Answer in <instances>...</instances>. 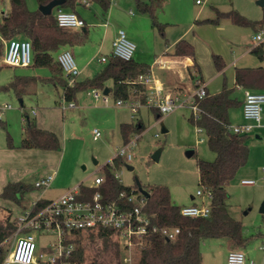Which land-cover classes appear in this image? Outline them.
<instances>
[{
  "label": "rangeland",
  "instance_id": "rangeland-1",
  "mask_svg": "<svg viewBox=\"0 0 264 264\" xmlns=\"http://www.w3.org/2000/svg\"><path fill=\"white\" fill-rule=\"evenodd\" d=\"M161 1V5L156 7V17L166 25L167 38L170 35L168 31H178L193 22L194 14L201 8L205 14H209L205 16L212 19L218 17V10L237 11L253 21H259L264 16V6H261L258 0H202L201 5L197 4L196 0ZM138 3L139 0H112V5L106 12L98 2L86 4L82 0L76 3V10L89 27V40L81 46H71L80 70L76 77L78 81L93 77L107 66V63L100 62V58L111 57L112 45L109 41L114 31L124 29L127 35L129 32H137L143 41L150 43L155 40L162 41L163 38L158 28L153 25L150 15L143 12ZM26 4L30 10H38L40 6L37 0H26ZM10 9V0H0V18ZM130 10L134 14H130ZM108 14H111L110 25L105 27L103 23ZM203 19L204 17L200 18V22ZM194 23L195 28L191 29L189 38H193L194 34L202 38L197 51L195 49V57L202 63V70L205 73L213 69L218 71L213 60L214 54L221 55L226 63L223 72L219 73L214 83L209 86L211 94L215 86H221L219 89H222L224 84L234 87V73L237 68L264 65V58L260 59L251 52L257 44L253 39L255 26L233 24L226 18H222L218 24L208 23L203 26V22ZM7 41L8 39H3L0 34V43L4 48ZM59 51L54 52L55 59ZM2 58L0 85H8L15 76L35 77L36 80L29 86L32 88L22 95L24 107L14 91L0 92V118L6 122L5 128L0 125V148L8 146L16 151L24 150L21 147L24 112L35 119L40 127L55 132L61 145L59 150L53 152L37 149L33 154H24L21 157L18 155L11 159L8 166L11 169L17 168L21 176L25 175L21 180L34 185L40 175L54 174L51 170L54 168L56 177L51 183L52 188L66 191L80 183L92 185L97 175L105 174L104 166L112 162L118 148L124 143L120 124L141 120L146 128L138 133L140 137L133 151L134 158L130 161L122 159L123 163L114 170L122 184L134 186L138 179L145 189L150 184L167 186L171 200L177 206L202 201L203 198L196 195L197 190L201 188L197 162L198 159L213 160L215 155L208 145L206 133L191 121L194 110L189 104L164 113L158 118L157 112L148 105L141 106L136 113L132 111V100L118 105L119 99L114 96L113 91L107 95L109 102L106 104L102 97L95 99L90 93L91 89H81L71 100L75 106L69 107L71 101L64 98L62 80L55 78V73L49 67L12 66L5 64ZM109 84L111 85V82ZM242 95L244 97V92L235 87L233 96L242 101ZM8 104L11 108L4 109ZM33 109L38 112L36 116L31 113ZM262 117L260 125L245 120L241 104L230 108L229 111L232 126H252L247 138L248 160L227 186L229 213L242 222L244 234L249 238V242L246 247L241 248L233 246L227 238H210L202 242V253L212 245L219 247L228 243L232 250H243L257 264H264V251L260 249L264 243V214L260 211L264 202V105ZM162 126L167 128V132L161 131ZM94 129L101 132L98 139L94 138ZM256 134L262 138L257 139ZM158 149H161V154L156 161L152 156ZM47 154H55L57 157H49ZM94 158L98 161L97 164ZM243 179H253L256 184L244 185L241 182ZM41 190L33 189L19 205L4 199L0 202L13 210L12 215L17 216L21 212L31 210L36 195ZM37 236L38 251L45 250L56 238V234L46 230H39ZM13 243L14 237L5 242L6 254L11 250ZM131 249L128 254L138 259V249ZM98 251V245H91L87 250L90 257L84 264H88L90 258ZM121 253H125L123 248ZM208 257L207 253V261ZM121 258L122 256L120 259L113 257L110 264H119Z\"/></svg>",
  "mask_w": 264,
  "mask_h": 264
},
{
  "label": "trees",
  "instance_id": "trees-1",
  "mask_svg": "<svg viewBox=\"0 0 264 264\" xmlns=\"http://www.w3.org/2000/svg\"><path fill=\"white\" fill-rule=\"evenodd\" d=\"M37 1L40 5H45L52 0ZM78 1L81 0H67L64 5L57 8L76 11ZM86 1L100 3L105 11L109 10L112 3V0ZM161 3V0H150L149 4L139 2V6L143 12L150 15L160 36L166 39V25L159 22L156 17V7ZM10 4V11L0 18L2 38L8 40L14 37L29 39L32 43L31 65L49 67L55 73V78L62 80L65 100L74 99L76 93L81 89L104 90L106 87L110 92L113 91L114 96L118 99L126 100L132 94H140L143 100L145 88L135 81L138 75L150 72L147 64L138 62L134 58L124 60L110 57L106 62L107 66L102 71L84 81H78L75 78L74 84H71L53 54L61 48L85 43L89 34L86 26L79 30L61 28L56 22L54 10L52 14L45 15L39 9L30 10L26 0H10ZM217 14V18L206 19L204 22L218 24L222 18H226L233 24L253 25L256 27V32L264 28V16L259 21H253L237 11L218 10ZM4 52L5 48L0 43V61ZM251 52L263 59V44L255 46ZM175 55L195 57L193 43L186 39L178 41L175 45ZM213 60L218 71L224 70L226 63L221 55L214 54ZM193 67L201 72L196 61ZM35 80V77L15 76L8 85H0V92L12 90L22 98V95L27 92ZM235 85L255 91H264V66L237 68ZM234 89L235 87H228L225 84L215 94H211L207 90V95L198 100L199 110L193 112L191 116V121L206 133L208 145L215 155L213 160L198 159L197 162L200 185L205 191L211 193V214L208 217L184 216L180 212L182 206H177L172 202L167 186L148 185L146 187L149 192L147 211L154 216L155 222L164 226L179 227L180 233L171 240L160 234L152 235L143 246L138 248L139 257L134 264H202L201 244L210 238H227L233 246L241 248L248 244L249 238L244 234L242 222L233 217L228 209L227 186L249 157L248 134L236 133L231 129L229 110L241 103L238 98L233 96ZM21 106L24 107L23 99ZM153 108L157 111V117L160 118L162 114L157 108ZM23 122L21 147L48 151L60 149V140L55 132L39 127L35 119L26 112H24ZM0 125L6 127V122L1 118ZM145 128L146 126L141 120L136 123H122L120 131L124 142ZM122 163V158L114 157L113 164L107 163L104 166V182L101 189L109 198H114L121 191L131 187L122 184L114 175V170ZM80 186L82 193L90 195L93 191L87 185L80 184ZM134 187L138 188L137 184ZM33 189H36L33 184L24 181L9 182L0 197L19 205ZM50 201L40 198L33 202L31 210L38 211ZM11 213V209L0 203V264L6 256L5 242L13 237L17 230L16 224L11 221ZM72 235V241L76 242L77 247L69 259L70 264H84L90 257L87 250L94 244L98 245L99 251L90 258L88 264H110L113 257L120 259L122 256L120 240L117 234L110 229L73 230Z\"/></svg>",
  "mask_w": 264,
  "mask_h": 264
},
{
  "label": "built area",
  "instance_id": "built-area-1",
  "mask_svg": "<svg viewBox=\"0 0 264 264\" xmlns=\"http://www.w3.org/2000/svg\"><path fill=\"white\" fill-rule=\"evenodd\" d=\"M196 2L198 4L203 3L202 0H196ZM84 3L89 4L86 0ZM130 13L133 14V11L130 10ZM54 15L58 26L61 28L75 30L86 26V21L74 10L57 8ZM253 39L257 42L256 46L263 44L264 30L257 31ZM135 50L136 44L127 37L126 31L124 29L118 30L113 41L111 57L130 60L133 59ZM108 60L109 58L106 56L100 58V62L103 63ZM2 61L12 66H30L32 63L31 41L19 37L9 39L6 42ZM57 61L69 78L70 83L74 84L80 70L71 49L61 50L58 53ZM135 82L142 85L146 90L144 101L137 100L131 103L132 111L135 113L143 105L155 107L161 114H164L187 104L193 108L194 112H197L199 110L198 100L207 95V87L201 81H198L195 90L188 94L164 92L161 84L156 82L150 72L138 75ZM243 92L244 118L260 125L263 118L264 91H253L245 88ZM90 93L95 99L102 97L106 104L109 102L108 96L103 93L102 89L92 88ZM125 103L123 99L117 100L118 105ZM74 106V102L69 103V107ZM7 108H11V105L4 106V109ZM231 129L236 133L248 134L251 132L252 126L249 124L231 125ZM93 134L95 139L101 137L99 129H94ZM139 137L138 133L132 135L118 148L115 157L127 161L132 160L135 156L133 151ZM114 175L119 179L116 172ZM54 177L55 174L44 175L35 181L34 186L45 189L51 185ZM103 182L104 175H98L93 184L89 185L93 189L90 195L82 193L79 184L68 188L58 198L51 200L38 211L27 210L17 216L11 214V221L16 224L17 230L13 235L14 243L10 248L11 250L6 254L2 264H70L69 259L77 247L76 242L72 241L73 230L100 228L112 230L117 234L125 251L120 264H134L136 259L128 252H131L132 247L138 249L143 246L146 240L154 234H160L168 240L178 236L179 227L160 225L153 220L154 216L147 211L148 197L138 188L131 186L128 190L121 191L116 197L109 198L101 189ZM241 182L244 185L256 184L253 179H243ZM196 195L203 198L201 203L182 206L181 214L188 217H208L211 214V193L201 187L197 190ZM39 230L56 234L55 240L50 242L45 250L41 251L37 250V233ZM260 248L264 251V243ZM227 261L228 264H257L243 250L229 251Z\"/></svg>",
  "mask_w": 264,
  "mask_h": 264
},
{
  "label": "crops",
  "instance_id": "crops-1",
  "mask_svg": "<svg viewBox=\"0 0 264 264\" xmlns=\"http://www.w3.org/2000/svg\"><path fill=\"white\" fill-rule=\"evenodd\" d=\"M139 2H141L143 4H149L150 0H139ZM201 4H203V3H201ZM201 4H199V5H201ZM111 5H112V3H111ZM138 6H139V3H138ZM103 11L106 12L105 10H103ZM76 12L79 14V12L77 10H76ZM129 13H130V11H129ZM133 14H134V12H133ZM110 15L111 14H108L105 16L106 18H105V21L103 23V25L105 27H109V25H110V22H109ZM205 15H209V14L208 13L205 14V12L202 8L199 9L196 12V14H194V21L193 22H191L189 25H187L186 28H180V30H178V31H172L170 33L168 31V35L170 34L169 37L168 38L166 37V39L163 38L162 41L161 40H159V41L155 40V41H152L150 43L148 41H143L140 33H137V32H129L128 33L127 37L136 44V50H135V54H134L133 58L138 62L145 63L148 65L150 73L154 76L156 82L161 84V86H162L161 88L163 89L164 92L171 93V94L192 93L194 91L196 85H197V82L201 81L206 85L207 90L210 93L209 86L211 85L212 82L214 83L215 79H217L218 74L223 72V70L222 71H215L213 69V70H209L208 73H205V71L202 70V67H201L202 63H200V61H198L197 57L175 55V45L178 41H180L182 39H186V40L190 41L191 43H193L195 46V49L197 51L198 45L202 42V38L196 34H194L193 38H189V34H190L191 29L195 28L194 22H196V23L203 22L202 23L203 26L208 24V22H204V20L212 19V18H210L209 16H205ZM202 17H204V19L201 20V22H200V18H202ZM183 27H185V26H183ZM85 28L88 29V32H89V27H88L87 23H86ZM75 30H79V29H75ZM117 33H118V31L112 32V35L110 36L109 44L113 45V41L115 40ZM88 40H89V35H88L87 41ZM85 43H83V44H85ZM83 44H77V45L81 46ZM66 48L71 49V47L70 48L66 47ZM66 48H62L61 50L66 49ZM195 61L199 64L201 72H198L197 70L194 69L193 65H194ZM258 66H261V65H258ZM254 67H257V66H254ZM199 73H200V76H199ZM235 73H236V71H235ZM235 73H234V87H237V89H239L240 91L241 90L243 91L245 88L235 85ZM219 87H221V86H215V88H214L215 90L213 91V94H215L221 90V88L219 89ZM222 87H223V85H222ZM31 88L32 87H29L28 90ZM249 89H251V88H249ZM251 90H253V89H251ZM131 91L133 92L134 90L132 89ZM253 91H255V90H253ZM145 97H146V90H145V96H144L143 100H142L140 94H136V95L132 94L126 100L144 101ZM20 99H22V98H20ZM243 100H244V97L242 95V101L240 103L241 109H242V114H243V104H242ZM139 109H140V107H139ZM139 109H138V111H139ZM31 113L34 116H36L38 114L37 110H35V109H33L31 111ZM133 113H135V112H133ZM133 115H135V114H133ZM243 118H244V115H243ZM22 120H23V118H22ZM122 123H126V122H122ZM121 124H120V126H121ZM257 135H258V137L255 136L257 139L262 138L259 134H257ZM34 150H37V149L24 148V150L22 149V150L16 151L14 148H11L8 146H6V147L4 146L3 148H0V195H1V192L3 191L4 187L9 182L23 181L21 179H23V177H25V175L21 176V174L18 172L17 168L11 169L8 166V163L10 162V160L18 157V155L21 157L24 154H33V152H35ZM45 151H48V150H45ZM51 152H53V151H51ZM13 154H17V156H13ZM47 155L49 157H54V158L57 157V155H55V154H47ZM97 163H98V161H97ZM110 164H113V160H112V162H110ZM51 170H53V172L56 173V170L54 168H52ZM50 171H48V172H50ZM44 175H40L36 179V181L40 177H43ZM55 177H56V174H55ZM55 177H54V179H55ZM80 184H82V183H80ZM61 190L62 189H60V188L59 189L52 188V186L50 185L49 187L42 189L40 191V193L36 195V200H38L40 198L47 199V200L56 199L64 192ZM193 198L194 197H192V199ZM1 199L2 198L0 197V200ZM6 201H10V200H6ZM196 203L198 204L201 202H195L193 204H196ZM2 205L5 206L4 203ZM5 207H7V206H5ZM11 211L13 212L12 209H11ZM231 250H232L231 245L229 246L228 243H226V245H221L219 247H214L212 245L210 249H208L202 253V255H203L202 264H228V261H227L228 253ZM207 253L209 256L208 261L206 259Z\"/></svg>",
  "mask_w": 264,
  "mask_h": 264
},
{
  "label": "water",
  "instance_id": "water-1",
  "mask_svg": "<svg viewBox=\"0 0 264 264\" xmlns=\"http://www.w3.org/2000/svg\"><path fill=\"white\" fill-rule=\"evenodd\" d=\"M67 2V0H52L50 1L48 4H45V5H40L39 6V10L45 14V15H50L53 13V10L59 6H62L64 5L65 3ZM261 6H264V0H258L257 1ZM103 93L105 95H108L110 93V90L108 87H106L104 90H103ZM22 102V99H20V103ZM161 131L163 133L167 132V128L165 126H162V129ZM256 137H258V135L256 134L255 135ZM261 138V137H260ZM160 154H161V149H158L152 156V158L156 161L159 160L160 158ZM189 155L192 154V153H188ZM94 162L95 164L97 163V160L94 159ZM130 169H133L132 166H129ZM136 184L138 186V189L143 192L147 197L149 196V192L143 187V185L141 184V182L136 179ZM260 211L264 214V202L262 203L261 207H260Z\"/></svg>",
  "mask_w": 264,
  "mask_h": 264
}]
</instances>
